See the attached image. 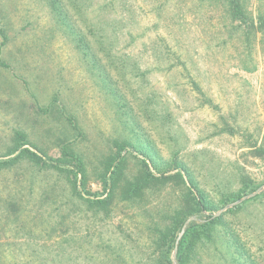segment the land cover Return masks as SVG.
Here are the masks:
<instances>
[{"label":"rangeland","instance_id":"374dc122","mask_svg":"<svg viewBox=\"0 0 264 264\" xmlns=\"http://www.w3.org/2000/svg\"><path fill=\"white\" fill-rule=\"evenodd\" d=\"M239 3L0 0V162L18 156L0 164V264H156L192 183L205 215L264 185V0ZM257 196L223 214L246 264H264ZM218 247L189 264H227Z\"/></svg>","mask_w":264,"mask_h":264},{"label":"trees","instance_id":"16d2710c","mask_svg":"<svg viewBox=\"0 0 264 264\" xmlns=\"http://www.w3.org/2000/svg\"><path fill=\"white\" fill-rule=\"evenodd\" d=\"M230 5L233 14H235L237 17H240L242 11L239 0H230ZM262 24L264 25V18L262 19ZM124 149V146L120 147V152L118 154V157L121 160L123 159L122 151ZM23 154H28L30 157L36 159L40 158L39 155H37L33 151H30L29 149H24L21 155ZM16 158H18V156L4 162H0V164H10ZM149 176L152 177L153 175L150 174ZM147 180V178H139V181L134 185L135 196L140 195V193L142 194V187ZM160 180L164 184L166 180H178L179 182L184 183L183 175L180 172L173 176H169L163 178V180ZM192 186L196 188L197 193L195 190L188 188L184 193V196H182L185 200L184 206L180 209H177V211L175 212V216L172 222H170V224L166 225L161 230L159 229L158 231V259L156 260V264H173L171 255L175 247L177 237L185 221L193 215H198L199 221H193L190 224L189 228L186 230L180 242L179 251L177 255V260L179 264H189V261L191 259L190 253L193 251L196 254V251L201 247L206 246L208 250L214 249L218 251V244L221 242L225 244V246L228 248V251L232 252L230 259L227 261V264H240L241 260L242 264H246V261L244 260L245 258L243 257L244 253H239L240 250H242L243 246L239 241L238 235H236L235 233L227 234V232H223L222 221L224 220V215L217 218H212L213 213H210L209 215L203 214L204 210H207L208 212H213L214 208L206 203L204 195L200 192V190L196 187L194 183H192ZM243 194L244 193H241L238 198H241ZM99 202L101 205H107V203H111V199L107 198L105 200H100ZM225 202H227V199ZM234 210L236 209L229 210V213L233 212Z\"/></svg>","mask_w":264,"mask_h":264},{"label":"water","instance_id":"95a60500","mask_svg":"<svg viewBox=\"0 0 264 264\" xmlns=\"http://www.w3.org/2000/svg\"><path fill=\"white\" fill-rule=\"evenodd\" d=\"M262 192H264V185L262 187H260L259 189H257L256 191H254L253 193L249 194V195H246L244 197H242L241 199H239L238 201H235L233 203H230L228 205H226L224 208H222L221 210H219L216 214H213V217L212 218H217V217H220L222 216L224 213H226L228 210L242 204L243 202L251 199V198H254L256 197L257 195L261 194ZM197 220V217L196 216H193V217H190L184 224L177 240H176V243H175V249H174V252H173V256H172V259H173V264H178L177 263V255H178V251H179V245H180V242L186 232V229L188 228V226L193 222V221H196Z\"/></svg>","mask_w":264,"mask_h":264}]
</instances>
